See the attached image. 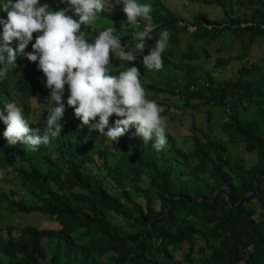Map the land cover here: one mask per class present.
I'll return each instance as SVG.
<instances>
[{
	"label": "trees",
	"instance_id": "trees-1",
	"mask_svg": "<svg viewBox=\"0 0 264 264\" xmlns=\"http://www.w3.org/2000/svg\"><path fill=\"white\" fill-rule=\"evenodd\" d=\"M189 1L218 6L223 17L212 19L200 11L188 22L162 0H138L152 5L157 27L144 51L135 53L136 60L108 71L118 76L134 65L141 66L145 77L172 67L183 71L178 89L171 86L170 76L166 88L143 79L141 84L157 96H176L178 101L168 103L161 116L184 121L187 115L188 135L166 130L168 142L157 152L152 142L135 135L132 125L115 143L90 126L99 117L82 125L63 100L60 136L33 151L22 142L9 145L0 120V201L13 212H39L59 224L0 227V264H264V73L249 62L254 44L264 41V0ZM110 3L100 14L109 21H127L123 5ZM44 4L52 11L69 7L67 0H40ZM0 18L6 20L7 13L0 10ZM146 23L138 18L136 27L142 30ZM164 30L170 33L169 46L180 43V33H191L192 40L178 52L177 62L171 49L162 54L159 71L147 70L143 57ZM81 31L92 37L98 33L84 25ZM40 34H33L25 52L33 51ZM123 38L134 47L131 32ZM230 38L240 39V53L223 55L220 47L212 51L194 43L227 44ZM18 44L13 40L9 46L16 49ZM0 71V111L19 96L49 98L46 80L38 77L44 75L39 61L18 53L15 66L0 65ZM212 108L223 111L220 130L228 141L211 125ZM199 113L207 116L205 125L197 123ZM47 115L33 117L31 110L25 116L33 133L45 134ZM117 119L110 117L109 127ZM229 142L253 158L233 155Z\"/></svg>",
	"mask_w": 264,
	"mask_h": 264
},
{
	"label": "clouds",
	"instance_id": "clouds-1",
	"mask_svg": "<svg viewBox=\"0 0 264 264\" xmlns=\"http://www.w3.org/2000/svg\"><path fill=\"white\" fill-rule=\"evenodd\" d=\"M69 7L52 11L47 4L40 5V0H3L0 10L7 13V19L0 18L3 24L4 45L0 47V65L15 66L18 53L32 62L39 61V69L46 77L45 86L50 89V96L45 104L47 112L45 134L33 133L26 121L22 107L16 102L5 104L0 111V120L6 125L3 135L9 145L22 142L26 150H38L40 145H48L51 139L60 136L59 121L65 112L62 100L65 85L69 86L70 95L67 104L74 108L75 115L82 125L98 121L90 126L107 136V140L118 143L130 126L135 125V135L143 138V143L152 142V147L161 151L167 144V122L161 116V107L154 100L146 98L141 84V73L135 66L120 71L119 75H109L110 54L121 62L136 60L130 49V43L122 46L121 39L114 34L113 27L100 30L92 42L86 39L81 26H90L97 30V14L105 10V0H67ZM123 5L127 15V25L135 26L138 18L147 23L142 30L133 31L135 49L142 53L146 40L157 25L150 13L151 4L139 3L138 0H115V5ZM72 12L73 15H68ZM124 25H122L123 28ZM34 33H41L32 44L33 51L25 52ZM18 40V48L9 45ZM170 33L161 31L150 54L143 57L147 70L159 71L163 67L162 54L169 47ZM126 48L128 50H126ZM7 53L5 58L4 53ZM4 72L0 71V76ZM6 112V115H5ZM113 115L120 117L114 127H109ZM108 131L105 133V129Z\"/></svg>",
	"mask_w": 264,
	"mask_h": 264
},
{
	"label": "rangeland",
	"instance_id": "rangeland-1",
	"mask_svg": "<svg viewBox=\"0 0 264 264\" xmlns=\"http://www.w3.org/2000/svg\"><path fill=\"white\" fill-rule=\"evenodd\" d=\"M146 1V0H145ZM172 11L178 13L182 18H184L188 22L193 21V16L197 14L198 12L202 11L206 13L210 18L212 19H219L223 17V12L220 7L215 5H206L204 3H197L194 1L189 0H162ZM111 6L110 0H105V7L109 8ZM97 29L98 33L100 30H103L107 27H113L115 29V32L118 33L120 36H118L121 39L122 46L128 45L129 42L123 37L128 32L133 31H139V29L135 26L133 28L132 26L127 25L126 20H117V21H109L105 19V16L98 13L97 14ZM76 17L75 19H77ZM185 22V21H184ZM122 25L123 28H122ZM190 29H194V27H190ZM86 33V39H89V42H92L93 38L90 34ZM180 43L177 45L171 44L165 52L170 51L171 49L176 50V53L178 55L175 56V62H177L179 58V53L181 51H185L188 47V42L192 40V35L189 32L180 33ZM230 37V36H227ZM196 47L203 46L209 47L212 51L215 50V48L220 47L222 49V52L220 54L223 55H236L240 53L241 50V41L240 39H234L230 38L227 41V44H220L217 41H213L211 43L204 45V42L202 41H196L194 42ZM131 45V44H130ZM126 50H128L126 48ZM134 54L138 52L132 45L130 46V49ZM4 55H7V53H4ZM249 62H254L259 64L262 67V70L260 73H264V41L259 40L254 44L251 50V55L249 56ZM137 67L141 73V79H143L144 83H155L156 85L166 88L168 77L170 76L173 81L171 86L176 87V89L180 88V85L182 84V76L184 75L183 71L180 69L172 67V69L169 71H164L161 73H151L149 77H145L144 74L141 72L140 65H134ZM194 67H201V64L199 61H193ZM108 71L118 69L121 67H124V62H121L118 58L114 56V54L110 57V63L107 66ZM125 68L124 70H126ZM42 80H46V77L44 75L38 76ZM146 92V98L149 100H154L157 103L163 102L159 106L161 109H165L167 107V104L170 103L171 105H174V101L176 100V96L171 95L170 93H160L159 96L156 95L155 91L149 90L148 88H144ZM70 95L69 86L65 85L64 94L62 96V100H68ZM168 98V99H167ZM47 103V100H39L36 98L25 100L19 96V99L17 101V105L22 107L24 116L29 117L31 115L32 110V116H38L45 112V104ZM210 108V107H209ZM213 120L211 121V125L215 126V131L217 135H220V137L223 140H227L228 138L223 132L220 130V125L222 124V117H223V111L221 109H213ZM166 119L167 122V128L166 130H171L172 132L176 133L178 137H182L184 135H188L191 131V123L190 119L185 115L184 121L177 120L171 121L169 117L162 116ZM207 120V116L203 113L197 114V123L201 125H205V121ZM231 153L235 156H244L251 160L253 158V155L249 152L243 149V147L237 143H231L229 142ZM29 199V197L27 198ZM39 212H33L30 214H24V213H18L13 212L12 209L9 207V205L4 202L0 201V227H6L8 225H15L17 227H21L25 224H34V225H40L42 227L47 228H53L58 227L59 224L57 221L49 219L48 216H42L38 214ZM17 230V228H16Z\"/></svg>",
	"mask_w": 264,
	"mask_h": 264
},
{
	"label": "water",
	"instance_id": "water-1",
	"mask_svg": "<svg viewBox=\"0 0 264 264\" xmlns=\"http://www.w3.org/2000/svg\"><path fill=\"white\" fill-rule=\"evenodd\" d=\"M226 195H228V193H226Z\"/></svg>",
	"mask_w": 264,
	"mask_h": 264
}]
</instances>
